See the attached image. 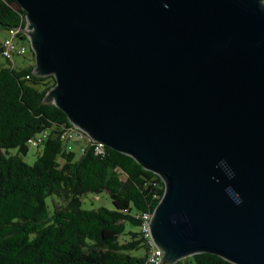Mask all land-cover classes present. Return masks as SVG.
Here are the masks:
<instances>
[{
    "label": "water",
    "instance_id": "1",
    "mask_svg": "<svg viewBox=\"0 0 264 264\" xmlns=\"http://www.w3.org/2000/svg\"><path fill=\"white\" fill-rule=\"evenodd\" d=\"M13 1L44 101L162 180L159 264H264V3Z\"/></svg>",
    "mask_w": 264,
    "mask_h": 264
},
{
    "label": "trees",
    "instance_id": "2",
    "mask_svg": "<svg viewBox=\"0 0 264 264\" xmlns=\"http://www.w3.org/2000/svg\"><path fill=\"white\" fill-rule=\"evenodd\" d=\"M25 28L26 14L17 3L0 0V33L16 31V45L26 48L24 55L6 59V37L0 38V264H151L141 215L154 212L164 194L162 180L90 140L44 101L54 78L34 74L32 51L22 68L13 62L29 53ZM40 146L33 165L25 163L29 147ZM103 191L113 210L81 208L84 195ZM140 250L143 256L130 254ZM176 264L231 263L203 253Z\"/></svg>",
    "mask_w": 264,
    "mask_h": 264
},
{
    "label": "rangeland",
    "instance_id": "3",
    "mask_svg": "<svg viewBox=\"0 0 264 264\" xmlns=\"http://www.w3.org/2000/svg\"><path fill=\"white\" fill-rule=\"evenodd\" d=\"M6 37L5 33H0V38ZM32 59L31 49L29 50V53L24 57L15 56L13 59V62L15 63L16 68H22L24 65L30 62ZM79 137V136H78ZM77 137V138H78ZM84 139V138H83ZM84 141H81L77 146L75 145L74 148L82 146ZM42 146L40 147H29L27 155L23 158L24 162L28 165H33L35 162L37 156L41 153ZM54 197H49L47 199V203L50 206V209L52 210V201ZM81 208L83 210H95L99 208H105L108 210H113L112 201L106 191H103L100 194H92L88 193L84 195L81 199ZM130 228V227H128ZM127 228V229H128ZM132 231L139 232V228H132ZM123 239V237H121ZM133 256H143L144 251H133L130 252Z\"/></svg>",
    "mask_w": 264,
    "mask_h": 264
},
{
    "label": "built area",
    "instance_id": "4",
    "mask_svg": "<svg viewBox=\"0 0 264 264\" xmlns=\"http://www.w3.org/2000/svg\"><path fill=\"white\" fill-rule=\"evenodd\" d=\"M16 31L14 30H9L7 37L2 40V50L1 54L4 58L10 59L14 54L18 55H24L26 53V48L25 47H18L15 43V36H16ZM76 129V128H75ZM78 130V129H77ZM77 136H80L76 134V139ZM152 215H147V214H142L141 219H142V224H141V233L143 234L144 238L148 240L149 245L151 246L150 248V255H149V261L151 264H159L160 260V251L159 249L153 244L151 237H150V230H149V223L151 220Z\"/></svg>",
    "mask_w": 264,
    "mask_h": 264
},
{
    "label": "bare ground",
    "instance_id": "5",
    "mask_svg": "<svg viewBox=\"0 0 264 264\" xmlns=\"http://www.w3.org/2000/svg\"><path fill=\"white\" fill-rule=\"evenodd\" d=\"M178 263V262H177Z\"/></svg>",
    "mask_w": 264,
    "mask_h": 264
}]
</instances>
